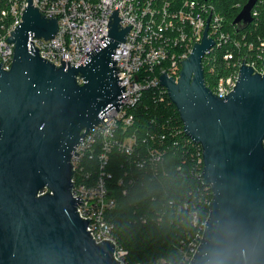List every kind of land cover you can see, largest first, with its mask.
Segmentation results:
<instances>
[{"label":"water","instance_id":"1","mask_svg":"<svg viewBox=\"0 0 264 264\" xmlns=\"http://www.w3.org/2000/svg\"><path fill=\"white\" fill-rule=\"evenodd\" d=\"M256 1L241 8L237 29L252 22ZM26 2L22 23L5 40L14 44L10 69L0 63V264H120L112 242L96 244L86 231L89 219L76 212L87 199L71 195L70 162L84 135L122 104L112 55L131 25L122 28L113 10L100 51L87 52L82 66L64 68L61 58L54 66L32 42L28 48V38L54 37L56 19ZM210 13L177 82L165 72L158 78L185 136L201 147V183L212 193L189 264H264V72L241 60L232 91L211 93L202 68L213 46Z\"/></svg>","mask_w":264,"mask_h":264},{"label":"built area","instance_id":"2","mask_svg":"<svg viewBox=\"0 0 264 264\" xmlns=\"http://www.w3.org/2000/svg\"><path fill=\"white\" fill-rule=\"evenodd\" d=\"M27 4L26 0H0V63L3 70L10 69L14 47L13 43L5 40L22 23ZM31 4L45 19H56L58 30L54 37L47 40L28 38V48L32 42L38 48L40 58L47 59L54 66L60 65V58L64 68H67V62L69 66H82L88 58L87 52L93 49L100 51L103 48L100 38L107 36V23L113 10H117L118 24L122 28L131 25L124 37L125 43L120 42L112 55L119 68L116 77L121 81L118 85L124 86L122 104L118 111L113 108L105 112L103 122L89 130L75 147L74 152L78 156L71 155L74 173L70 182H73L72 197H79L82 201L87 199L84 205L76 207V212L79 218L89 219L86 231H90L92 240L96 244L102 240L112 242L113 258L120 264H149L126 260V253L119 247L113 225L107 219L115 206L109 189L113 176L107 171L110 155L117 152L126 157L127 168L133 165L139 173L147 176V182L164 175L165 135L159 131L153 118L145 123V127H139L142 125L136 120V112L143 105V94L147 90L152 91L154 107L168 99L158 78L165 72L167 77L177 82L180 62L191 54L195 43L201 42L210 9L207 38L213 41V46L203 57L202 68L205 86L212 94L223 97L232 91L241 60H245V66H251L262 75L264 42L260 43L259 52L251 56L252 44L236 40L227 30L223 17L208 0H31ZM163 126L166 128L165 124ZM194 145L197 146L195 169L201 180L202 150L199 145ZM134 183V178L124 172L117 179L116 186L125 195ZM167 205L172 207V202L168 201ZM205 222L199 221L196 215L192 216L191 223L196 233L188 242L180 241L178 247L184 264H189L196 252Z\"/></svg>","mask_w":264,"mask_h":264},{"label":"trees","instance_id":"3","mask_svg":"<svg viewBox=\"0 0 264 264\" xmlns=\"http://www.w3.org/2000/svg\"><path fill=\"white\" fill-rule=\"evenodd\" d=\"M247 1L208 0L223 17L227 30L233 33L235 39L252 44V56L259 52L260 43L264 42V0L256 1L252 22L245 28L237 29L232 23ZM217 70L222 73V70ZM151 92H144L143 105L136 112V120L142 128L153 118L159 131L165 135L164 175L147 182V176L139 173L133 165L127 168L126 157L113 152L107 171L113 176L109 189L115 206L109 211L107 219L112 223L116 241L125 251L129 263L184 264L178 249L179 242H188L194 237L193 215L199 221L207 219L212 193L196 174L197 146L182 132V122L175 107L167 98L165 103L154 107ZM124 172L135 180L125 195L116 186L117 179ZM168 201L172 202V207L167 205Z\"/></svg>","mask_w":264,"mask_h":264}]
</instances>
